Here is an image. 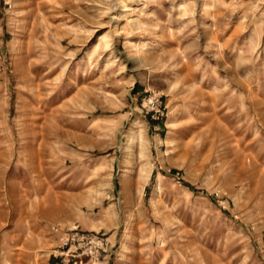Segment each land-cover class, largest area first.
<instances>
[{"label":"rangeland","instance_id":"1","mask_svg":"<svg viewBox=\"0 0 264 264\" xmlns=\"http://www.w3.org/2000/svg\"><path fill=\"white\" fill-rule=\"evenodd\" d=\"M54 259L264 264V0H0V264Z\"/></svg>","mask_w":264,"mask_h":264},{"label":"built area","instance_id":"2","mask_svg":"<svg viewBox=\"0 0 264 264\" xmlns=\"http://www.w3.org/2000/svg\"><path fill=\"white\" fill-rule=\"evenodd\" d=\"M146 107V113L153 112L156 118L163 117V112H160V103L156 96L148 97L144 101ZM103 239L96 235H79L72 234L65 241L62 242L61 248L65 250L64 254H61L64 261H69L70 257L88 258V261L98 262L99 255L98 250L103 247ZM76 254V255H75ZM72 264H77L73 262ZM82 264V262H79Z\"/></svg>","mask_w":264,"mask_h":264},{"label":"crops","instance_id":"3","mask_svg":"<svg viewBox=\"0 0 264 264\" xmlns=\"http://www.w3.org/2000/svg\"><path fill=\"white\" fill-rule=\"evenodd\" d=\"M53 262H54V264H61L59 261H57V260H55V259H54Z\"/></svg>","mask_w":264,"mask_h":264}]
</instances>
